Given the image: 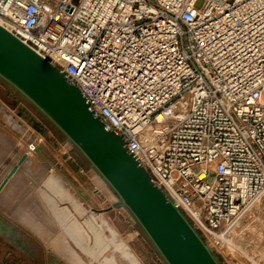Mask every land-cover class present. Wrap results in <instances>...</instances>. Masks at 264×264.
Instances as JSON below:
<instances>
[{
    "label": "built area",
    "instance_id": "built-area-1",
    "mask_svg": "<svg viewBox=\"0 0 264 264\" xmlns=\"http://www.w3.org/2000/svg\"><path fill=\"white\" fill-rule=\"evenodd\" d=\"M195 2L0 0V25L50 58L222 245L264 191V0Z\"/></svg>",
    "mask_w": 264,
    "mask_h": 264
},
{
    "label": "water",
    "instance_id": "water-1",
    "mask_svg": "<svg viewBox=\"0 0 264 264\" xmlns=\"http://www.w3.org/2000/svg\"><path fill=\"white\" fill-rule=\"evenodd\" d=\"M0 77L19 90L82 152L134 215L168 264H221L185 213L90 110L81 89L0 25ZM23 156L10 171L3 186Z\"/></svg>",
    "mask_w": 264,
    "mask_h": 264
},
{
    "label": "rangeland",
    "instance_id": "rangeland-1",
    "mask_svg": "<svg viewBox=\"0 0 264 264\" xmlns=\"http://www.w3.org/2000/svg\"><path fill=\"white\" fill-rule=\"evenodd\" d=\"M205 1L196 0L195 6L200 8ZM0 81L15 93L17 102L24 103L43 126V130H39L43 136L34 131L31 136L21 126L16 125L18 129L16 130V139L37 142L36 154L31 156V160L27 163L32 174L23 171L28 178L27 186H31L30 188L27 187L25 193H29L30 189L34 195L40 196V189L42 190L44 187L45 178L53 174L60 185L72 196V199L68 200L69 203L65 202V204L73 205V200L79 202L80 214L78 219L80 221L83 222L90 216H94L109 239L113 238L110 228L113 229L117 233L116 241L126 242L141 264H168L148 234L142 230L131 211L120 203L121 200L116 191L99 178L98 171L94 169L82 152L74 144L67 145L65 142L68 138L19 90L1 77ZM18 119L20 120L19 117ZM22 122L25 124L24 120ZM34 122L36 123V121ZM37 126L40 127L39 123ZM18 145H22L20 140H18ZM23 149L26 150L25 147ZM54 164L57 168H54ZM260 197L258 209L255 207L256 204L251 203L250 207L248 206L249 208L247 207L236 221L239 232L237 234L239 244L236 242L238 246L231 249L226 246L228 243L226 240L227 242L224 241L220 248L218 246H214V249L211 248L221 264H264V193H261ZM182 211L187 216L186 212ZM76 212L78 213V210ZM12 222L23 230V237H12L0 233V248L2 249L0 264L15 261L32 262V264H72L70 254L63 251L64 247L60 246L62 242L58 240L57 236L61 229H59L60 226H57V221L51 222L50 220L42 230L31 228L27 225L28 223L26 224L22 220ZM43 232L44 234H41ZM90 235L92 236L90 241L92 244L93 235ZM71 245L86 264H100L101 260L94 259L91 255L79 250L74 244L71 243ZM7 252H12V254L8 255ZM104 255H114L118 264H132L114 244H110ZM61 257L66 259L68 263Z\"/></svg>",
    "mask_w": 264,
    "mask_h": 264
},
{
    "label": "bare ground",
    "instance_id": "bare-ground-1",
    "mask_svg": "<svg viewBox=\"0 0 264 264\" xmlns=\"http://www.w3.org/2000/svg\"><path fill=\"white\" fill-rule=\"evenodd\" d=\"M16 116H17V123H21L22 129L24 131H26L27 133L33 135L32 134L33 131L34 132H39V130L42 131V129L37 126V123H35L34 120L32 118H30L29 116H27L26 114H24L22 112L19 113V111H18V112H16ZM18 117L20 118V120L18 119ZM21 119L25 121L26 125L24 123H22ZM154 133H155L154 130L151 128V129H148L145 131L144 136L147 138H152L154 136ZM39 134L41 136H43V134L41 132H39ZM65 143L69 146H71L73 144V142L69 138H68L67 142H65ZM24 145L26 146V150L24 151L23 154H21V156L18 160H20L23 156H25L23 162L25 164H27L31 160V156L35 155L36 152L32 148H30L26 143ZM62 154H63V152H62ZM18 155H19V151H18ZM54 165H55L54 168L55 167L57 168L56 164H54ZM17 169H16V171H17ZM28 172H29V174H31L30 171H28ZM98 176L103 182L105 181L100 173L98 174ZM108 186H109V184H108ZM82 190H84V189H82ZM40 192L42 194V197L46 200L50 212H52L51 216L53 217L54 220H56L58 222L57 226H60L59 229H61V230L59 231V234H58L59 235V241L62 242L61 246H63L66 249V251L70 254L72 264H86V262L82 259V257L77 252V250H75V248L71 245L69 239H71L73 241V243L78 248H80L83 252L91 255L94 259L101 260L100 264H118L114 255H111V256L104 255L106 253V251L109 249L110 244H114L115 247L121 251L122 255L125 258L129 259L132 264H141L139 259L131 251L129 245L126 242H124V241L117 242L116 241L117 233L113 229L110 228L112 235H113V238L109 239L104 234V232L102 231L100 225L97 223L94 216H90L88 219H86L83 222L78 219L79 218L78 216L80 214L79 202L73 200V205L68 204L69 203L68 200H71L72 196L66 189H64L60 185V183L58 182V180L55 178V176L53 174L48 175L45 178L44 187L42 190L40 189ZM262 193H264V192H262ZM83 194H85V193H83ZM81 195H82V193H81ZM260 196H261V194L253 201L254 203L252 202L253 205L256 204L255 207H257V209H258L259 204H260L259 202L261 201ZM65 202H68V203L65 204ZM253 205H251V206L253 207ZM255 207H254V209H255ZM77 210H78V213L76 212ZM253 211H255V210H253ZM236 221L233 223V225H231V227L228 231V234H227V239H226L228 241L226 246H229L231 249H232V247H236V246H238L237 244H239V242L237 241L238 240L237 234L239 232H238V227H237L238 224L236 223ZM29 223H31L33 227L37 226L36 225L37 222L30 221ZM43 224L45 225L46 222ZM141 228H142V226H141ZM142 230L145 231L143 228H142ZM90 234L93 235V243L92 244L90 243L91 238H92V236ZM236 242H238V243L236 244ZM207 243L210 246V248H212V249H214V246H218L219 248L221 246V245H215L212 241H209ZM230 251H232V250H230ZM246 252H247V250H246ZM257 252L260 253L259 251H257ZM253 253H254V250H253Z\"/></svg>",
    "mask_w": 264,
    "mask_h": 264
},
{
    "label": "crops",
    "instance_id": "crops-1",
    "mask_svg": "<svg viewBox=\"0 0 264 264\" xmlns=\"http://www.w3.org/2000/svg\"><path fill=\"white\" fill-rule=\"evenodd\" d=\"M18 111L34 119L36 123H39V128L43 130L41 121L32 115V112L24 103H18L15 93L0 81V233L12 237H23V230L18 228L12 221L22 220L26 224L28 223L27 225L31 228L42 230V228L48 225L50 220L51 222L54 220L42 194L40 196L34 195L30 189L29 193H25L29 186H27L28 178L24 175L23 171H26L28 174V171L31 172L28 164L23 162L3 186L4 180L8 177L11 169L18 163L21 154L24 153L23 147L26 148L23 140L16 139V130H18L16 125L21 126V123H17L16 112ZM18 140H20L23 146L18 145ZM21 193L22 195L20 196ZM30 221L37 222V226L33 227L29 223ZM42 222H46V224L44 225ZM48 230L50 229L48 228ZM41 234H44V232ZM57 237L59 240V235ZM69 241L74 244L71 239ZM78 249L81 250L80 248ZM62 250L67 253L65 248ZM0 252L2 253L1 248ZM7 253L8 255L12 254V252ZM61 258L66 261L63 257ZM5 264H32V262L15 261L6 262Z\"/></svg>",
    "mask_w": 264,
    "mask_h": 264
}]
</instances>
